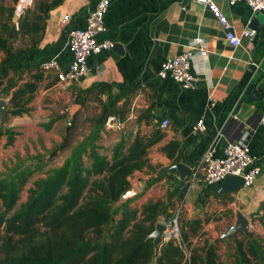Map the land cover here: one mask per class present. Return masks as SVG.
I'll use <instances>...</instances> for the list:
<instances>
[{
    "label": "crops",
    "instance_id": "0c3cea01",
    "mask_svg": "<svg viewBox=\"0 0 264 264\" xmlns=\"http://www.w3.org/2000/svg\"><path fill=\"white\" fill-rule=\"evenodd\" d=\"M212 1L233 24L235 33L241 36L239 46L234 47L229 42L226 30L202 0H113L105 17L107 31L100 34L98 40L109 39L119 45L91 56V70L80 82H61L54 69H47L30 104L31 111L17 116L40 123L44 112L42 105L48 106L46 101L42 103L43 96L69 103L87 95V91L99 83L110 84L103 95L120 92L123 98L120 103L127 100L129 104L123 119L124 128L118 131L105 127L106 132H102L101 152L111 156L112 148L122 138L130 144L139 130L151 135L160 128L161 120L168 117L171 126L164 130V139L150 148L158 149V155L149 159L148 154L151 164L157 167L136 171L134 175L141 173L139 182L146 184L150 178L155 180L162 175L165 167H170L174 178L167 182L163 177L155 185H164L173 193L181 183L179 171L171 167L175 162L191 168L218 134L221 138L218 155H222L225 143L245 139L262 166L256 182L231 193L232 201L217 196L220 186L198 184L196 188L186 190L183 206L189 211L192 209L191 219L201 212L210 213L207 208L213 202H224L229 207L238 201L243 204L241 211L249 219L253 218L254 238L264 239V206H261L264 201V124L260 123L264 105L263 97L251 100L246 93L247 87L254 84L264 94V12L254 13L245 1H237L234 5L229 0ZM96 2L64 0L50 11L45 34L37 46L40 54L33 61L35 67L53 59L64 68L67 66L71 60L68 32L72 27H85L87 15ZM245 29L253 30L254 35H243ZM196 37L206 40L208 56L206 60L193 61L190 72L197 78L194 88L184 89L173 79H160V64L186 51L189 42ZM200 117L207 124L206 133L193 130ZM69 121L64 120L63 124L68 125ZM253 124H257L256 127L252 128ZM66 129L67 126L59 131L62 137ZM172 139L181 141V148L173 160L161 149ZM72 148L65 149L66 156H61L59 166L71 154ZM216 209L223 208L216 206Z\"/></svg>",
    "mask_w": 264,
    "mask_h": 264
},
{
    "label": "trees",
    "instance_id": "16d2710c",
    "mask_svg": "<svg viewBox=\"0 0 264 264\" xmlns=\"http://www.w3.org/2000/svg\"><path fill=\"white\" fill-rule=\"evenodd\" d=\"M63 1H41L37 9L42 16L22 15L18 23L13 20L14 10H10L8 22L0 19V87H4L14 116L31 111L30 104L47 70L33 64L40 54L36 46L42 36L33 41L31 54L24 47L18 48L15 42L43 31L40 21L46 22L49 12ZM5 11L6 7L0 3V15ZM108 87L107 83L91 87L86 100L93 95L101 96ZM111 113L105 110L103 116L94 120L90 133L72 146L77 137L74 117L62 140L50 150L48 160L15 164L0 176V264H264V239L245 233L220 242L193 245L191 237L210 221L208 212L205 217L196 215L181 227L184 244L191 247L189 258L184 260V249L169 240L162 244L154 260V242L149 235L165 209L163 198H152L136 206L132 204L139 196L124 204H120V199L132 188L131 177L136 171L157 167L148 159L149 149L162 141L165 133L161 128L151 135L139 130L130 144L122 138L108 156L101 152L99 140ZM53 124L54 120L46 128L49 130ZM17 134L8 126L0 129V138L6 135L7 145L14 143ZM70 147L72 152L64 163L36 178L27 200L18 206L26 185L59 152ZM180 148L178 139L161 147L171 160ZM163 177L174 178L170 167L147 182L146 188ZM175 188L173 194L186 191L182 182ZM217 196L233 200L231 193L219 192ZM229 239L234 241V247L224 256L220 244Z\"/></svg>",
    "mask_w": 264,
    "mask_h": 264
},
{
    "label": "built area",
    "instance_id": "2783aa9c",
    "mask_svg": "<svg viewBox=\"0 0 264 264\" xmlns=\"http://www.w3.org/2000/svg\"><path fill=\"white\" fill-rule=\"evenodd\" d=\"M113 0H97L95 6L89 11L86 18L85 27H72L68 32L67 45L71 51V60L64 68L53 59L44 62L41 66L45 69H54L57 77L61 82H80L90 72L91 67L89 59L93 55L101 54L109 51L114 43L109 40H98V36L107 31L106 13L108 12ZM207 4L218 18L222 27L226 30V38L229 42L237 47L241 43V36L237 35L233 24L227 16L217 7L212 0H202ZM237 1H245L254 13L264 12V0H229L231 5ZM27 0H20L15 13L20 15L26 7ZM245 36H253L254 31L245 29ZM208 50L206 40L203 37L193 38L188 49L172 58H168L160 64L158 76L160 79H173L178 82L184 89H193L197 78L191 74L190 70L194 60H206ZM264 105V94H263ZM210 101H215L210 98ZM260 123L264 124V107L260 115ZM124 121L117 116H109L105 127L106 129L122 130ZM171 121L168 117H164L159 124L162 130L170 128ZM207 124L203 117H200L195 123L193 130L196 133H206ZM220 134H218L203 153L201 158L191 166L189 174L185 177V190H192L198 184L205 187H214L222 184L230 176H240L244 178L245 185H253L262 172V166L258 160V156L252 153L248 142L240 140L238 142L229 143L223 147L222 155L217 154L220 145ZM187 184V186H186ZM188 192V191H187ZM166 225L164 239L178 242L184 249L186 258L190 257L188 247L184 244L182 238V230L180 225V211L176 213L166 212V216L158 219Z\"/></svg>",
    "mask_w": 264,
    "mask_h": 264
},
{
    "label": "rangeland",
    "instance_id": "374dc122",
    "mask_svg": "<svg viewBox=\"0 0 264 264\" xmlns=\"http://www.w3.org/2000/svg\"><path fill=\"white\" fill-rule=\"evenodd\" d=\"M41 1L49 2L51 0H27L24 11L20 15H18V20L20 16L26 14L27 16L31 17L36 14L42 16V13L38 12L37 9V4ZM18 2L19 0H0V3L6 7L5 13L0 15V19L3 22L9 21L10 10H14V14H16L15 9ZM49 15L50 12L48 14V17ZM18 20L14 22L18 23ZM47 20L46 22L40 21L41 25H44L43 31H40L38 34L20 37L19 40L15 42V44H17L16 46L18 48L24 47L28 49V53L31 54L34 51V49L30 48L33 44V41L40 38L41 36L43 37L45 34ZM12 74H14V72H12ZM3 88V86L0 87V98L6 97ZM40 94L41 93H39V96ZM86 97L87 95H84L82 97H79L78 99L74 98L73 100H70L69 103H64L63 99L48 100V97L43 96L41 101L42 103L46 101L48 103V106L42 105L44 112H42L40 116V123H36L33 120H22L19 119L18 116H14L9 113L7 126L14 130V132H18V134L16 135L15 141L12 145H7L6 135L1 136L0 138V176L8 173L9 168L14 166L15 164H38L42 160H48L50 150L56 144H58L59 141H61L62 135L59 133V131H62L64 127L67 126L63 124L64 120L68 122L69 120H72L74 117H76L77 137L73 143L76 144L80 140H82L83 137H85L92 130V128H94V120L98 119L100 116H103L105 114V110H111L112 113L110 115H116L122 120L126 116L129 101L124 100L123 104H121L120 101L123 98H121L120 92H115L114 95H112L110 92H107L106 96L102 94L99 97L93 95L87 100ZM5 99L9 101L8 98ZM9 105L11 106L10 102ZM53 120L54 124L48 130L46 128V124ZM103 131L106 132V129L104 128ZM158 151V149H150L149 159L155 158L156 155H158ZM65 154L66 150L61 152L59 155H56L55 158L50 162V164L45 166L44 170L40 173H37L34 179H32L26 185L21 193V198L18 202V206L27 200L28 190L32 186L33 181L38 177L45 176L48 169L59 167L60 159L66 156ZM140 176L141 173L137 172L131 177L132 187L140 186L142 189V192L136 196H139V198L134 201L132 206L141 205L152 198H163L162 200L164 201L165 209L160 214L158 219L164 218L166 216V212L176 213L177 211H180L181 227L183 226V224L190 220L189 215L191 214L192 209L189 211L186 206H183V204L185 203L184 191L181 193L173 194V191L168 190L166 187H164V185H155L156 183H152L150 187L146 188L147 183L145 184L144 182H139ZM152 180L153 178H150V180H148L147 182H152ZM167 182H169V180ZM176 195L180 196V198H174V196ZM203 206L204 208L206 207L205 205ZM216 206L219 208L222 207L223 209L218 210L216 209ZM226 206H228L227 203L219 201L213 202L209 205V208H207V210L211 213L210 221L209 223L204 224L202 230H200L198 234L191 237L193 245L203 244L206 241L215 242V240L220 236L222 232L227 231L231 225L236 223L235 220L237 217V211H241V209L243 208V204H240L238 201H234L233 204L229 205V207ZM200 215L205 217V215H208V213L202 212L200 213ZM250 229L252 232H254V229L252 227H250ZM175 244L179 245L178 242H175ZM187 247L188 251L190 252L191 247H189L188 245ZM233 247L234 241L232 239H229L228 241H223L220 244V251H222L224 256H227L230 254V252H232ZM185 258L186 257L184 253V260Z\"/></svg>",
    "mask_w": 264,
    "mask_h": 264
},
{
    "label": "water",
    "instance_id": "95a60500",
    "mask_svg": "<svg viewBox=\"0 0 264 264\" xmlns=\"http://www.w3.org/2000/svg\"><path fill=\"white\" fill-rule=\"evenodd\" d=\"M18 15L15 14L13 20H18ZM119 44H114V48H116ZM246 93L249 97V99L262 98L263 93L262 89H257V87L254 84H250L247 89ZM239 107V106H238ZM236 108V111L238 109ZM11 107L9 105V101L5 98H0V129L4 126L8 125V117L10 113ZM257 124H253V127H256ZM226 147L228 144H224ZM173 169H176L179 171L181 182L184 183L185 177L190 172V167L182 162H175L172 166ZM245 185L244 178L240 176H230L227 178L220 187V192H227V193H233L235 192L239 187H242ZM187 186V184H186ZM142 192V189L140 186H135L129 189L124 195H122L120 199V204H124L128 202L130 199L135 198L137 195H139ZM261 206H264V201L261 202ZM251 221L252 219H249L242 211H237V220L236 223L231 225L230 228L222 232L220 236L215 240V242L222 241L224 239H228L230 237L236 236L239 233H245L250 235L251 237H254V233L251 231ZM166 230V225L162 222H157L154 231L149 235V237L153 238L154 242V248H155V254L153 256V259L155 260L159 254L162 244L166 241L164 239V232Z\"/></svg>",
    "mask_w": 264,
    "mask_h": 264
}]
</instances>
